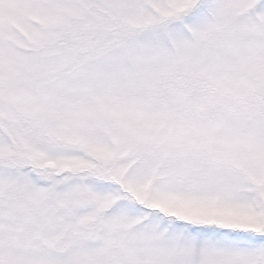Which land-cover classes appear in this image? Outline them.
<instances>
[{
  "label": "snow or ice",
  "instance_id": "obj_1",
  "mask_svg": "<svg viewBox=\"0 0 264 264\" xmlns=\"http://www.w3.org/2000/svg\"><path fill=\"white\" fill-rule=\"evenodd\" d=\"M0 264H264V0H0Z\"/></svg>",
  "mask_w": 264,
  "mask_h": 264
}]
</instances>
